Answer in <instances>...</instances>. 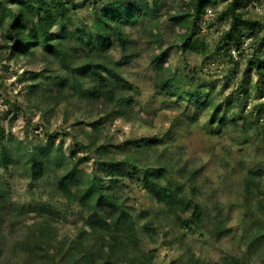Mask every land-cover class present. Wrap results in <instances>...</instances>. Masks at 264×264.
I'll list each match as a JSON object with an SVG mask.
<instances>
[{"label":"rangeland","instance_id":"1","mask_svg":"<svg viewBox=\"0 0 264 264\" xmlns=\"http://www.w3.org/2000/svg\"><path fill=\"white\" fill-rule=\"evenodd\" d=\"M45 1L51 3L53 0ZM63 1H70L74 5L86 2L76 13L75 22L79 28L84 24L92 25L96 11L115 2V0ZM124 1H136L138 8L148 2L152 7L158 8L160 17L155 24L153 36L144 30L145 26L141 23L126 27V33L132 41L130 48L124 51L117 45L109 52V61L113 64L124 61V65L119 70L120 75L131 85L134 79L140 80L145 85L142 95L150 96L154 89L149 86L150 62L146 52L152 44L163 41L167 45L164 51L173 53L175 50V55H171L170 59L175 63L173 74L184 78V88L195 96L200 93V89L206 88L208 91L205 94H210V98L215 103H222L230 113L239 117L238 125H230L223 135L204 133L188 139L186 143H181L185 140V136L182 130H177L176 144L161 145L152 152L137 155L141 164L154 167L158 165L161 157H166V163L172 166L168 178L185 183L188 192L194 193L196 201L203 205L208 214L205 228L182 229L176 225L175 218L167 209L151 197L142 183L129 178L124 179L123 185L117 189V195L130 209L136 228L141 233L139 235L141 250L152 253L153 260L150 264H195V261L200 264H218L225 257H241L246 254L249 237L258 231L259 226L264 230V115L258 127L250 126L256 121V107L264 104V84L248 66V60L252 55L258 53L264 57V49L259 52L264 38V7H261L264 0H248L244 18L258 21L263 27L247 33L250 37L244 40L242 55L239 56L237 53L235 58L218 49L221 37L230 28L231 18L224 15L230 1L218 0L216 6L209 8L199 24L201 40L207 45V51L203 54L180 49L181 36L185 31L170 20L171 16L192 14L193 0ZM1 41L0 37V73H3L0 75V89L7 91V87H11L15 90L18 85H23L24 87H20L16 92V95L20 96L25 88L29 89L30 86L37 84L31 80L29 73L38 72L35 71L34 65L26 62V57H11L4 50ZM127 57L130 60L126 59ZM193 65L196 69L194 74ZM189 84L193 85V88L189 89ZM131 92L132 90L123 94L118 92L132 100L131 106L122 107L124 111H121L118 105L114 106L105 101H83L77 96L71 104L61 102L57 108L50 110L49 122L54 123L52 132L45 131L43 135L39 132L38 122L32 125L29 120L22 118L24 109L19 102L11 107L0 105V111L4 112L0 117V142L4 134L5 140L11 143L8 144L9 146H16L19 142L26 148L27 144L32 147L46 146L50 137H54L56 146L64 142V151L67 155L74 151L73 145H76L75 150L79 151L75 161L78 158L89 157V162L81 165L80 169L92 174L100 168L101 161L95 151L87 149L92 134H85V127H91L95 133L92 124L101 123L98 126L100 130L95 134L99 145H122L127 141L149 139V137L133 135L131 132L134 126L131 118L135 111V100L131 98ZM102 102L108 106L104 115H100L99 106ZM229 102L232 105L227 107ZM94 103L96 107L92 106ZM197 106L201 109L199 104ZM201 110V115L208 111ZM93 112L96 115L95 119L86 121L79 118L90 116ZM125 113L128 115V120L120 119ZM114 115L120 119L121 126L129 129L119 141L115 140L114 135H107L109 124L115 122L112 121ZM210 117L211 114L207 119L208 124ZM174 119L175 113L168 110L158 119V126L168 128L170 132L169 125ZM245 128L249 131L246 132ZM116 131H119V128ZM69 136H73V145L66 148ZM82 136L88 140L87 144L81 140ZM12 137L19 141L12 143L10 140ZM156 151L161 153V157H157L155 162L149 160L148 163H144L150 156L154 157ZM181 153L190 154L204 162H210L215 158V163L211 167L204 163L194 170L186 171L183 167L176 168L172 163ZM250 171L262 172L263 175L256 181L260 189L253 188V193L248 195L246 180L250 178ZM191 175L195 185L190 184ZM0 182L9 191V200L13 204L11 215L7 214L0 205V264H23L25 253L30 252L27 237L31 227L42 220L38 208L51 210L52 214L46 216L51 218L58 246L68 247L83 239L81 233L85 230L88 214L80 205L70 203L61 196L55 187L53 173L45 176L38 185L32 186L25 169L22 166L16 168L12 166L11 169H0ZM23 207H31V213L22 210ZM35 209L38 210L34 211ZM216 217H220L232 230L230 235L221 239L212 237ZM184 218H188V215ZM147 225L152 230L145 231ZM106 242L108 241H105L104 249H107ZM89 244L98 247L102 243L96 237H91ZM109 252L111 251L105 250V254ZM253 252L252 264H264V241L261 248ZM114 264L140 263L131 253L122 250Z\"/></svg>","mask_w":264,"mask_h":264},{"label":"trees","instance_id":"2","mask_svg":"<svg viewBox=\"0 0 264 264\" xmlns=\"http://www.w3.org/2000/svg\"><path fill=\"white\" fill-rule=\"evenodd\" d=\"M230 1L225 16L231 18L229 30L221 37L218 49L232 56V51L242 55L244 40L247 33L262 28L263 25L251 19L244 18V10L248 7V0ZM218 0H193V13H183L171 16V22L178 25L185 33L181 36L180 49L203 54L207 51V45L201 40L199 24L208 12L209 8L216 6ZM86 4L74 5L70 1L53 0L51 3L45 0H0V37L4 50L11 57H22L32 45L48 47L50 44L57 46L62 56L66 59L70 54L81 58L78 68L73 70V81L65 86L68 90L78 88L77 97L88 102L105 101L114 106H131L132 100L119 94L132 90V85L121 75L120 68L124 61L113 64L109 61V52L118 46L127 51L132 41L126 33V27L144 25V30L153 36L155 24L159 19V10L146 2L138 8L137 2L115 0L94 14L92 25L84 24L79 28L75 22L78 9ZM63 33L64 39L57 41L53 37ZM111 41L110 46H105ZM63 45V47H61ZM261 48L264 49V38ZM170 51H164L165 63L171 59ZM233 57V56H232ZM235 58V57H234ZM126 59H129L127 57ZM250 70H253L264 84V57L258 53L248 60ZM83 69L94 70L98 78L97 83L85 89L75 78V72ZM31 80L36 83L39 73H29ZM59 77L53 79L49 89H57ZM175 79L178 84L185 87L182 76L173 74L164 78L158 84L161 91L168 86V80ZM53 85V86H52ZM37 83L29 87V95L39 90ZM65 89H60L64 91ZM186 92H188L185 89ZM261 91V90H260ZM85 93H89L86 95ZM191 96H195L191 94ZM201 109H211L209 125L215 123L217 128L227 118L225 128L230 125H238L239 117L230 113L222 103H215L210 94H198L194 97ZM232 105L227 103V107ZM256 121L250 126L258 127L264 115V104L255 109ZM16 119V118H14ZM100 122L93 123L95 134L100 130ZM246 132L249 130L247 128ZM97 135L90 136L89 151H95L101 161L100 168L92 174L80 169L81 165L89 162V157L75 158L79 150L67 155L64 151V142L56 146L54 137L46 146L35 147L22 146L18 139L11 138V142H18L16 146L5 140L4 134L0 142V169L22 166L32 186L38 185L49 173L55 175V187L61 196L68 202L80 205L88 214L86 227L81 235L83 239L75 244L58 246L55 240L54 227L51 218V210L38 208L42 220L31 227L27 237V245L30 252L25 253L23 264H114L116 258L125 250L134 256L140 264H150L153 260L152 253L141 250L139 235L130 209L121 202L117 195V189L124 183V179L137 180L149 192L151 197L164 206L169 214L175 218L176 225L182 229L191 230L193 227L205 228L208 214L203 205L196 201L194 193L190 194L185 183L169 179L172 166L168 163L158 165H142L137 158L138 154L152 152L161 145L151 146L140 144L139 141H127L122 145L101 144L96 141ZM49 139V138H48ZM148 139V138H147ZM145 139V140H147ZM127 153V154H126ZM120 156V157H119ZM123 157V158H122ZM75 161V162H74ZM99 163V162H98ZM262 172L250 171L246 185V193H253V188L258 189L257 179L262 177ZM251 178L253 180H251ZM193 176L190 184L195 185ZM261 180V179H260ZM195 186H193V189ZM260 189V188H259ZM9 191L0 182V205L7 214L11 215ZM263 206V204L260 202ZM31 213V207L21 208ZM188 215V218H184ZM47 217V218H45ZM152 230L147 225L145 231ZM232 230L220 217H216L212 237L221 239L230 235ZM91 235V236H90ZM91 237H96L102 244L93 247L89 244ZM109 251L105 254L104 244ZM264 241V230L259 226L258 231L249 237L246 254L241 257H225L218 264H252L253 250L261 248ZM130 249V250H129ZM118 253V254H117ZM105 254V256H104ZM99 257V258H98ZM98 258V259H97ZM193 261V260H192ZM195 264H200L195 261Z\"/></svg>","mask_w":264,"mask_h":264},{"label":"clouds","instance_id":"3","mask_svg":"<svg viewBox=\"0 0 264 264\" xmlns=\"http://www.w3.org/2000/svg\"><path fill=\"white\" fill-rule=\"evenodd\" d=\"M261 7H264V3L261 4ZM53 39L57 41L63 40L64 35L63 33H60L53 37ZM110 44L111 41H108L105 46H110ZM166 46L167 45L161 41L159 43H154L147 48L146 55L150 62V76L148 77L150 79L149 86L154 89L151 95H142L145 85L142 84L140 80L134 79L133 81L131 98L135 100V111L131 118L134 125L131 129L132 134L149 137L147 140L141 139L139 143L151 146L176 144L178 140L177 130H182L185 136V140L181 141V143H186L188 139L204 133L212 135L225 134L227 129L224 127V124L227 123V118H225V121L221 123L219 128H217L215 123L209 125L207 119L211 114V109H208L207 112H204L203 115H201L202 110L195 103V96H191L189 92H186L184 86L178 84L175 79H169L168 86L164 88L163 91L160 90L158 87L160 81L164 78L170 77L172 73L175 72L174 61L168 60V62L165 63V56L161 55ZM61 47H63V45H61ZM166 55H175V50H173V53ZM232 56H237L235 49L232 51ZM22 57H26V62L34 65L35 71L39 73L36 77V82L40 85L39 90L35 91L33 95H29L28 88H25L24 92L20 96H17L16 92L19 91L20 87H24L23 85H18L15 90L11 87H7V91L0 89V93H3L0 95V105L11 107L16 102H19L24 109L22 118L29 120L32 125H36L38 122L40 125L39 132L43 135L45 131L52 132L54 127V123L49 122V117L51 115L50 110L57 108V105L61 104V102L71 104L75 101L78 88L73 87L71 90H67L65 86L72 83L73 70L78 68L81 60L74 54H70L65 59L57 46L51 44L48 47L32 45L27 52L22 53ZM45 69H48V71H45ZM192 71L193 74L196 71L194 65ZM2 74L3 73H0V75ZM56 77L60 78L57 89H49L47 87L48 84ZM75 78L85 89L90 88L92 84L96 82L97 88L93 89V91L98 90V78L94 75V70L83 69L76 71ZM188 88H193V85L189 84ZM60 89L65 90L60 91ZM207 91L206 88H202L198 94H204ZM85 94L88 95L89 93ZM6 101L9 103L6 104ZM92 106L96 107V103ZM99 107L101 109L100 115H104L108 106L102 102ZM168 110L175 113V119L169 125L170 132L168 128L158 126V119L165 115ZM3 115L4 112L0 111V117ZM79 118L87 121L95 119L96 115L95 112H93L90 116L85 115ZM120 119L128 120L127 113L120 117ZM120 119H117L114 115L112 121L115 122L109 124L107 128V135H114L116 141H119L121 136L129 131L128 128L120 125ZM117 128H119V131H116ZM88 133L95 135L91 127H85V134ZM81 140H83L85 144L88 143V140L84 139L83 136L81 137ZM69 145H73V136L68 137V142L65 147L67 148ZM75 149L76 145H73V150ZM157 157H161L159 151L155 152L154 157L150 156L146 159L144 163H148L149 160L155 162ZM93 160H95V157H93ZM160 162H167V158L161 157ZM172 163L175 164L176 168L183 167L188 171L194 170L204 163H207V166L211 167L215 163V158L210 162H204L197 160L190 154L181 153L176 156ZM89 171H91V169H89ZM125 194L129 195L133 193Z\"/></svg>","mask_w":264,"mask_h":264},{"label":"built area","instance_id":"4","mask_svg":"<svg viewBox=\"0 0 264 264\" xmlns=\"http://www.w3.org/2000/svg\"><path fill=\"white\" fill-rule=\"evenodd\" d=\"M237 53V52H236Z\"/></svg>","mask_w":264,"mask_h":264}]
</instances>
